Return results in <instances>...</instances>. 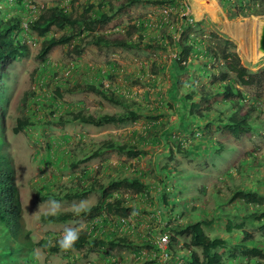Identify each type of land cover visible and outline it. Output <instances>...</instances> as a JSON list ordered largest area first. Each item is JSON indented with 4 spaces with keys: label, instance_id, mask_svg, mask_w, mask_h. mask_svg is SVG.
<instances>
[{
    "label": "rangeland",
    "instance_id": "374dc122",
    "mask_svg": "<svg viewBox=\"0 0 264 264\" xmlns=\"http://www.w3.org/2000/svg\"><path fill=\"white\" fill-rule=\"evenodd\" d=\"M64 1L66 0H23L31 9L41 5L61 4ZM195 1L178 0L177 5L172 4L173 2H165L164 8L167 12L164 14V23L160 24L161 26L156 24L159 6L143 2L128 6L123 13L114 16L109 24L115 28L114 30L123 28L128 19H135V22L147 25L146 33L141 40V49H96L87 46L81 56L74 58L66 53L64 48L55 47L41 62L35 58L40 39L34 33H29L28 54L18 60H12L0 70V151L11 159L24 228L28 230L32 242L39 243L33 247V253L37 251L39 253L38 259L34 256L35 264L94 263L95 253L83 257L79 251L53 252L47 246L53 245L54 239L58 242L65 228L89 226L84 219L77 218L59 223L43 222L39 219L40 214L48 213L50 198L47 197L56 193L61 185L67 186L71 183L73 185L82 171L86 173L88 179L96 177L103 181L107 180L104 178L107 176L114 178L122 177L126 173L130 176L144 174V181L149 188L146 199L142 197L144 203L141 201L135 207L133 217L130 216V225L122 229V232H132L136 224L137 226L134 227L138 229L139 236L135 238L141 241L145 233L144 226L150 224L153 232L150 233L149 239H153L156 243L154 244L158 246L159 251L156 256L161 261L165 259L166 238L163 233L168 235L169 232L162 231L164 221L159 219L160 214L154 210L158 202L156 191L159 189V181L162 177V173L158 172L159 167L165 164L168 167H177L174 174L179 176L176 175L174 181L169 183L173 188L168 198L173 206L171 215L177 217V214L183 212L182 221L188 217L198 219L201 206H204L208 214L217 208V197L213 193L217 185L213 186V183L218 182L220 177L227 180L229 171L245 158L246 153L254 157L252 165L244 174L241 173L239 178L238 173L234 175L233 180L242 179L244 184L243 177H245L252 187L262 186L264 190V176H260L264 168V160L262 161L264 84L260 87L237 86L245 95L244 104L252 103L257 110L254 113L257 117L252 122V129L237 137L229 135L225 130H217L213 125L209 126L210 131L206 130L203 128V121L210 117L199 121L188 116V104L182 101V97L190 88L200 86L213 88L209 85V77L221 63H215L203 52L210 45L222 47V39L233 43L240 63L247 70L255 72L257 69H264V55L260 54L254 60L249 57L251 49L249 44L253 43L254 35L249 43L250 36H246L245 33L239 39L229 32L234 28L233 22L244 23L250 16L264 20V15L242 16V12L236 14L233 11L235 0H231L229 6L225 2L212 0L218 4L219 9L216 12L211 6L206 7L198 0L197 4L201 8L197 11ZM6 9L7 7L1 8V12L11 14ZM166 21H168L167 26ZM184 22H187V26H183ZM163 36L165 50L152 48ZM176 39L184 40V45L195 42L197 49L194 53L190 52L183 63H179L184 67L183 70L179 68L177 70L179 72L170 65L180 51L174 43ZM66 66L70 67L67 75L70 84L82 81L80 69L82 71L86 69L90 79L104 87L118 88L139 101L142 104L141 118L126 126L110 124L93 127L79 122H59L62 112L80 107L89 112L97 109H113L112 105L100 102L97 95L87 91L71 93L62 91L60 96L55 97L54 81L58 80L57 77L61 73H65ZM171 71L176 72V78ZM52 72L56 74L52 76ZM229 76L231 77V74ZM29 91L33 92V98L27 100L29 110L24 113H31L32 116L28 118V125L14 133L13 118L17 116L18 109H21L24 94ZM35 100L44 103L51 101L53 111ZM105 135H112L121 141L128 139L139 142L143 154L132 160L118 155L115 150H104L94 158L85 159L89 154L87 149L89 147L92 150L96 149L98 141ZM214 141H218L222 146L221 151L216 155L212 147ZM176 143L180 144L181 150V147H189V152L181 150L178 152ZM168 155L171 158L168 159ZM83 158L84 161L71 166L70 163ZM165 172L166 170L163 173ZM198 189L203 195H200ZM96 195L93 193L84 200L61 201L63 207L60 210L72 209L74 203L82 201L86 205L93 203ZM192 205H195L193 209H191ZM187 207L188 210L191 209L190 215L186 210ZM3 240L9 244L6 237ZM16 240L19 245L22 242L28 244V240L23 235L20 239L10 241L11 244L16 243ZM42 240L45 242L40 243ZM175 241L177 247L182 245V239ZM136 243L138 244L134 246L137 250L136 254L125 250L120 253L121 256L112 254L108 256H112L114 264L118 259L121 264L145 262L148 260L146 248L142 247L139 241ZM133 258H137L136 263L133 262ZM168 258L169 256L166 257V261ZM177 261L178 264H187L186 261L181 262L180 257Z\"/></svg>",
    "mask_w": 264,
    "mask_h": 264
},
{
    "label": "trees",
    "instance_id": "16d2710c",
    "mask_svg": "<svg viewBox=\"0 0 264 264\" xmlns=\"http://www.w3.org/2000/svg\"><path fill=\"white\" fill-rule=\"evenodd\" d=\"M217 1L225 2L228 6L231 4V0ZM139 2L159 6L156 24L161 26L160 24L164 23V13L161 12L164 9V3L173 2L172 4L177 5L178 0H66L61 4L41 5L35 9L27 7L23 0H0V70H3L12 60H18L28 54L29 33H34L40 39L35 58L41 62L55 47L64 48L66 53L74 58L81 56L87 46H93L96 49H141V40L146 33L147 25L137 23L135 19H128L120 30H114L113 26H109L114 16L123 13L128 6ZM233 4V11L236 14L242 12V16L264 15V0H235ZM4 7H7L6 10L11 14L1 12V8ZM184 23L183 26H187V22ZM167 24L168 21L165 22L166 26ZM163 40L164 36L155 45L156 47L152 48L165 50ZM174 43L180 51L170 65H173L176 71L179 68L183 70V65L179 63H183L190 52H196L195 42L184 45V40L176 39ZM221 43L222 47L210 45L203 52L208 54L215 63H221L209 77V85L213 88L204 86L190 88L182 97V101L188 104V116L199 121L210 117L203 121V128L206 130L213 125L215 129L225 130L229 135L237 137L252 129V122L257 117L254 115L257 112L254 105L244 104L245 95L237 86H263L264 69L260 68L255 72L247 70L240 63L233 43L227 39H222ZM66 68L65 73H61L57 77L58 80L54 81L55 97L60 96L62 91L69 93L87 91L97 95L100 102L112 105L113 109H97L89 112L80 107L62 112L59 122H79L93 127L110 124L126 126L141 118L142 104L139 101L118 88L104 87L90 79L86 69L84 71L80 69L82 81L70 84L67 77L70 67L66 66ZM171 72L176 78V72ZM55 74L56 72H52V76ZM172 91H174L173 88ZM32 96L33 92L29 91L22 98L21 109H18L17 116L13 118L14 133L21 131L23 126L29 124L28 118L32 115L31 113L26 115L24 112L29 110L26 103L33 98ZM194 96L196 97L193 98ZM35 102L50 107L51 112L53 111L51 101L44 103L35 100ZM212 147L215 155L222 149L218 141H214ZM181 148L182 150L180 144L176 143L178 152L179 150L189 152V147ZM87 150L89 154L85 159L94 158L104 150H115L118 155L132 160L143 154L139 142L128 139L121 141L112 135H105L100 139L96 149L92 150L89 147ZM170 155L168 159L171 158ZM253 158L250 153H246L245 158L232 167V171H229L227 180L220 177L218 182L213 183V186L217 185L213 191L217 197L216 209L208 214L204 206H201L198 219L186 215L188 218L184 221H182L183 212L177 214V217L171 215L173 206L168 198L173 188V185L169 183L174 181L176 175L179 176L174 174L177 167H168L166 164L159 167L158 172L162 173V177L159 181V189L156 191L158 202L154 210L160 214L159 219L164 221L162 231L169 232L168 235L163 233L166 243L165 259L162 261L156 256L159 251L158 246L153 239H149L150 233L153 232L150 224L144 226L145 233L141 241L135 238L139 236L138 229L134 227L137 226L136 224L132 232H122V229L130 225V216L133 215L135 207L141 201L144 203L146 199L149 188L142 173L133 174V176L126 173L122 177L114 178L107 176L108 178L104 177L107 180L103 181L96 177L88 179L86 173L82 171L73 185L72 183L67 186L61 185L56 193L47 198L60 201L84 200L96 193L95 201L87 205L90 211L76 217L72 209L60 210L56 215L42 213L39 219L53 223L77 218L84 219L89 226L81 228L75 251H79L83 257L89 253L96 254L94 263L87 264H114L112 256L108 254L121 256L120 253L125 250L136 254L137 250L134 246H138L136 243L138 241L142 247L146 248V259H148L138 264H178L179 257L181 262L186 261L187 264H264L263 187H252L245 177H243L244 184L242 179L241 181L233 180L234 175L238 173L239 178L241 173L244 174L248 170ZM82 161L84 158L76 159L75 163L70 164L73 166ZM165 170L166 172L163 173ZM260 176H264V168ZM198 191L200 195H203L200 189ZM194 206L192 205L191 209ZM186 210L190 215L191 211L188 207ZM21 211L11 159L0 151V264H35L33 247L39 243L32 242L28 230H25ZM19 235H23L28 240V244L22 242L19 245L18 240L11 244L12 240L20 239ZM5 237L9 244L3 240ZM176 239H182V245L177 247ZM42 242L45 241H40ZM47 246L53 252L60 250L55 239L53 245ZM167 256L169 258L166 261ZM133 260L134 263L137 262V258ZM115 264H121L120 260L118 259Z\"/></svg>",
    "mask_w": 264,
    "mask_h": 264
},
{
    "label": "clouds",
    "instance_id": "9594fccd",
    "mask_svg": "<svg viewBox=\"0 0 264 264\" xmlns=\"http://www.w3.org/2000/svg\"><path fill=\"white\" fill-rule=\"evenodd\" d=\"M63 207V204L59 200L50 199L48 201V213L50 215H56L59 213L60 209ZM73 215L80 217L84 214H87L90 211V208L85 204V202L74 203L72 205ZM81 234V227H68L65 228L60 239L58 240V246L62 252H73L76 250L75 246L79 241ZM33 255L38 259L39 253L34 252Z\"/></svg>",
    "mask_w": 264,
    "mask_h": 264
},
{
    "label": "bare ground",
    "instance_id": "6f19581e",
    "mask_svg": "<svg viewBox=\"0 0 264 264\" xmlns=\"http://www.w3.org/2000/svg\"><path fill=\"white\" fill-rule=\"evenodd\" d=\"M199 3L203 4L206 7L211 6V9L213 11H217L219 9L218 4L215 1L212 0H199ZM264 24V20L261 18H253L252 16L246 18L245 22H233L234 28L232 31H229L233 34H235L239 39H241L244 36V33L246 36H250V40L248 41L251 43V39L253 35H256L260 30L262 25ZM229 29V28H228ZM245 38V37H244ZM245 44V43H244ZM247 44V43H246ZM250 45V59H255L259 57L260 53H255L254 52V43L249 44ZM248 48V47H247Z\"/></svg>",
    "mask_w": 264,
    "mask_h": 264
},
{
    "label": "water",
    "instance_id": "95a60500",
    "mask_svg": "<svg viewBox=\"0 0 264 264\" xmlns=\"http://www.w3.org/2000/svg\"><path fill=\"white\" fill-rule=\"evenodd\" d=\"M253 39L254 52L264 55V24L262 25L261 30L254 35Z\"/></svg>",
    "mask_w": 264,
    "mask_h": 264
},
{
    "label": "crops",
    "instance_id": "0c3cea01",
    "mask_svg": "<svg viewBox=\"0 0 264 264\" xmlns=\"http://www.w3.org/2000/svg\"><path fill=\"white\" fill-rule=\"evenodd\" d=\"M197 1H198V0L195 1V7H196V9H197V11H198L199 8H201V6H199V5L197 4ZM195 7H194V9H195ZM209 7H210V5H209ZM194 9H193V10H194ZM194 15H196V14H194ZM196 17H197V16H196Z\"/></svg>",
    "mask_w": 264,
    "mask_h": 264
},
{
    "label": "built area",
    "instance_id": "2783aa9c",
    "mask_svg": "<svg viewBox=\"0 0 264 264\" xmlns=\"http://www.w3.org/2000/svg\"><path fill=\"white\" fill-rule=\"evenodd\" d=\"M161 12L165 14L167 12V9L164 8V9L161 10Z\"/></svg>",
    "mask_w": 264,
    "mask_h": 264
}]
</instances>
